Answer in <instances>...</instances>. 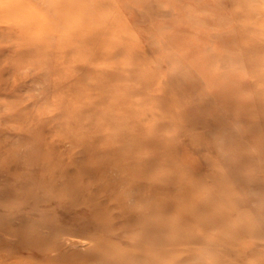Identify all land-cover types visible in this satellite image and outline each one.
Segmentation results:
<instances>
[{"label": "clouds", "instance_id": "9594fccd", "mask_svg": "<svg viewBox=\"0 0 264 264\" xmlns=\"http://www.w3.org/2000/svg\"><path fill=\"white\" fill-rule=\"evenodd\" d=\"M0 76V163L34 209L112 224L91 264H237L264 244L245 191L264 153L222 167L192 118L264 122V0H0Z\"/></svg>", "mask_w": 264, "mask_h": 264}, {"label": "rangeland", "instance_id": "374dc122", "mask_svg": "<svg viewBox=\"0 0 264 264\" xmlns=\"http://www.w3.org/2000/svg\"><path fill=\"white\" fill-rule=\"evenodd\" d=\"M2 78L0 76V79ZM192 118L203 127L206 135H211L215 141L222 167H231L233 163L242 165L254 151L264 153V122L255 125L256 127L237 128L222 117L212 119L199 110L192 113ZM207 150L209 149H205ZM199 169L205 175L212 174V170L202 162ZM28 183L27 176L22 175L16 166L10 167L6 163H0V260L4 255L12 256L13 251L18 248L12 241L15 235L24 231L26 237L33 236V233H36L34 227L41 225L44 220L41 215L46 214L49 218L44 220L47 224L40 227V234L52 238V254L57 257L80 254L84 258L82 264H91V254L112 224L71 206L55 210L28 208L23 205L25 201H21L19 197L20 190L27 189ZM245 191L254 202L264 203V177L252 179ZM70 241L77 243L72 245ZM237 264H264V244L257 243L251 252L237 259Z\"/></svg>", "mask_w": 264, "mask_h": 264}, {"label": "bare ground", "instance_id": "6f19581e", "mask_svg": "<svg viewBox=\"0 0 264 264\" xmlns=\"http://www.w3.org/2000/svg\"><path fill=\"white\" fill-rule=\"evenodd\" d=\"M248 149L249 148H247V150ZM27 180H29L28 177ZM30 186H31V181L29 180V183L27 184V188ZM19 197L21 201H25L23 205H26V207L31 209L33 208L31 204L26 202L24 196L19 194ZM41 216L44 220H47L49 218V216H47L46 214ZM44 220L42 221L41 225L39 224L38 226L34 227L33 230H35L36 233H33V236L29 235L28 237H26L24 231L18 232L15 235V237L12 235V237H14L12 241L16 243L18 248L15 250V252L13 251L12 256L8 257L7 255H4V258L0 260V264H82L81 262L83 261L84 258L80 256V254L74 256L67 255L60 257H57V255L52 254V252L50 251L52 245L51 244L52 238L49 237V235L45 236L40 234V227H44V225L47 224V222H45ZM55 241L56 240L54 238V242ZM70 242L72 245H76L75 243H77L76 241H70Z\"/></svg>", "mask_w": 264, "mask_h": 264}]
</instances>
